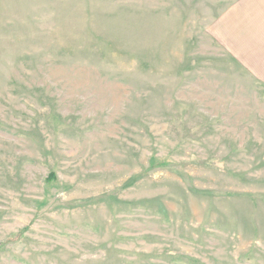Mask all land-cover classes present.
Wrapping results in <instances>:
<instances>
[{"label":"rangeland","instance_id":"obj_1","mask_svg":"<svg viewBox=\"0 0 264 264\" xmlns=\"http://www.w3.org/2000/svg\"><path fill=\"white\" fill-rule=\"evenodd\" d=\"M243 3L0 0V264H264Z\"/></svg>","mask_w":264,"mask_h":264},{"label":"crops","instance_id":"obj_2","mask_svg":"<svg viewBox=\"0 0 264 264\" xmlns=\"http://www.w3.org/2000/svg\"><path fill=\"white\" fill-rule=\"evenodd\" d=\"M244 57L246 67L264 76V0H244Z\"/></svg>","mask_w":264,"mask_h":264},{"label":"trees","instance_id":"obj_3","mask_svg":"<svg viewBox=\"0 0 264 264\" xmlns=\"http://www.w3.org/2000/svg\"><path fill=\"white\" fill-rule=\"evenodd\" d=\"M158 164H164L165 161L160 160L159 162H157ZM57 176L55 172H51L48 176V178L46 179L47 183H57Z\"/></svg>","mask_w":264,"mask_h":264}]
</instances>
